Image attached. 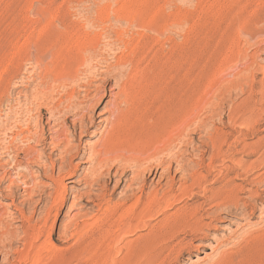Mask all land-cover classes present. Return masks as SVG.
I'll list each match as a JSON object with an SVG mask.
<instances>
[{
    "label": "rangeland",
    "instance_id": "rangeland-1",
    "mask_svg": "<svg viewBox=\"0 0 264 264\" xmlns=\"http://www.w3.org/2000/svg\"><path fill=\"white\" fill-rule=\"evenodd\" d=\"M262 71L264 0H0V264H31L23 258L31 240H21L28 225L53 234L34 239L36 264H129L120 248L87 259L79 231L109 208H132L142 171L144 200L172 183L174 192L187 184L203 194L224 181L229 146L264 137V122L260 134L240 129L246 111L262 105ZM118 112L128 135L143 136V152L125 155L147 159L120 161L125 155L114 149L100 167L94 155ZM82 123L88 134L74 131ZM261 161L256 175L264 174ZM198 172L207 178L193 183ZM258 187L264 195V182ZM242 194L255 209L206 220L212 227L181 264L264 251V200Z\"/></svg>",
    "mask_w": 264,
    "mask_h": 264
},
{
    "label": "bare ground",
    "instance_id": "bare-ground-1",
    "mask_svg": "<svg viewBox=\"0 0 264 264\" xmlns=\"http://www.w3.org/2000/svg\"><path fill=\"white\" fill-rule=\"evenodd\" d=\"M262 72H264V71H262ZM260 96H261V103H262L261 107L258 109L247 110L246 113L240 119V129L241 130L246 129L247 133H249V132H254L256 134L261 133L260 129H261V126L264 122V117L262 114L264 112V80H262L260 82ZM82 113H83V111H82ZM124 115L125 114H122L121 116H124ZM121 116H120V113L118 112V114L116 116H114L115 118L113 121L110 119L112 123L109 124V125H111L110 130H107L109 132H107V133L105 132V134H106L105 136H107L105 138V141H104L105 147L104 148L102 147L103 149L100 151H97V153L94 155L96 157L95 162L100 167L102 166V164L105 161L107 162L108 160H110L109 157L108 158H107V156L104 157L103 154H109L110 153V157H112L111 153H112V150H114V149H119L120 151L117 150L118 152H123V153L125 151L131 152V153L135 152V153H138L139 155H140V153L143 152V150L141 148L142 146L138 147V144L143 139L142 138L143 136H138L137 134H134V135H136V136H134L131 133L128 135L127 132L128 131L130 132V130L126 127V125H125L126 123H124ZM107 119H108V117H107ZM110 120H109V122H110ZM90 124L94 125V122H92ZM236 125H234V126H236ZM89 128H90V126H88L87 123L86 124L82 123V124H80V126L75 125L74 131L80 130L81 133L88 134ZM104 128H106V127H104ZM256 136H258V135H256ZM63 137L65 138L66 136L63 135ZM101 138H102V136H101ZM103 138H104V136H103ZM128 138H129V142L126 144L124 141ZM249 138H251V137H249ZM241 139H242V137H241ZM64 140H66V138ZM64 140H62V141H64ZM230 144H231V142H230ZM66 145H67V143H66ZM241 147H240L241 149L236 150L237 149L236 147H233L232 145L229 146L228 150H229V155H230V157H229L230 165L228 167L230 169H229L228 177L225 178L224 181L221 180L219 177L220 181L216 182V184H219V185L214 187V188H212V186H211L212 189H210L209 191H205V193H203V194H199L197 192H194L193 190L190 189V187L187 184H181L180 187L177 189V191L174 192L175 187L173 188V183H172L171 186L168 187V189L163 191L161 194H159L158 191H156V189H155L154 191H156V192L153 194L151 192L152 195H150V196L148 195L149 197L144 200L143 191L145 190V187H146L148 182H147V179L143 175L144 171L140 172L139 178H141V181H140L139 186H140V191H141L142 195H140L138 197L136 203L133 205L132 208H130V207L125 208L126 205H125V207L116 208V209L109 208L110 212L105 213L104 215L100 216L97 219L95 218V220L92 222H87L86 226L82 227V230L79 231V233H78L79 235L76 234L77 236H79L78 237L79 238V246H81L82 249L84 250L85 257L86 258L89 257L90 259H92V257L94 255H97V253H101V255L104 256L106 251H115L114 249L120 248L119 250L125 253L124 258L130 262L129 263L127 261L129 264H181V261L183 259H186V257H185L186 254L191 255L193 251L198 250L199 243H196V241L202 240L205 238V237H203L204 235L206 236L204 231H206L205 230L206 228L209 229V227L211 226V223H212L209 221L206 222V220H212V219L214 221L221 220L220 215L216 216L217 213L220 214V210H224L225 212L232 213V208L239 210L242 207L243 213H244L248 210L255 209L253 205L248 204L247 201H245L244 198L242 197V195H243L242 193H245L246 191L249 192V194H251V196L255 197L256 200L257 199L264 200V195L258 190V188H259L258 186H260L264 182V174L260 173V174L256 175V171H255L257 164L261 160L264 159V137L259 139L258 142L254 141L253 143H247L244 140V142L243 141L241 142ZM118 152H116V153H118ZM242 152H244L245 155L240 156L239 154H241ZM93 153H95V152H93ZM225 153L227 155V152H225ZM118 154H120V153H118ZM118 154H116V155H118ZM121 155H122V153H121ZM121 155H119V156H121ZM124 155H125V153H124ZM139 155L138 156L130 155V154L125 155L124 157H120V161H122V160L123 161L126 160V162L134 161L135 165H137L139 163H142L145 159H147L145 157H142L140 159ZM76 156H78V155L76 154ZM95 162H93V163H95ZM163 162L165 163V159L163 160ZM210 162H212V161H210ZM261 163H262V161H261ZM97 164H96V166H97ZM208 164H210V163H208ZM258 165H260V164H258ZM160 166L161 165L157 166L158 169H156L155 175H157L159 173V167ZM174 168H175V166H174ZM263 168H264V166H263ZM169 169L170 170L172 169V164L169 167ZM152 171H153V169L150 170V172H152ZM163 171L165 172V170H163ZM193 172H195V170ZM198 173H200V172H198ZM198 173H192L191 180L193 183L199 184L202 182V180L207 178L206 176H202L201 173L200 174H198ZM203 175H206V174H203ZM242 175H244L245 177L243 178V181H241V183H240L238 181L242 180ZM160 176L162 177L161 174H160ZM142 177H144V178H142ZM174 177L172 178L171 182H174V180L176 181V179ZM211 182H212V180H211ZM251 184H253L254 186L250 187ZM247 185H250L249 189H246ZM63 188H64V186H63ZM57 192H58V190H57ZM137 193H138V191H137ZM185 198H187L188 200H195L196 199L197 201L204 198L209 203L215 202L214 206H215L216 210L210 211L212 206L211 207L208 206L209 209L204 207L206 204V201L204 203H199L196 205L186 203L184 206L177 208L176 202L179 200H182V199L184 201ZM60 202L63 203V201H60ZM130 203H131V201H130ZM118 206H119V204H118ZM223 206H225V208H222ZM256 206L257 205H255V207ZM173 209H174V211L170 212ZM119 213H120V215H119ZM221 213H223V212H221ZM244 216H246V215H244ZM47 231L48 230H46L45 228L44 229L41 228L39 230H36L33 228L32 225H28V226L23 227L24 236L21 237L22 238L21 240H23L24 242H27L29 239L31 240V242L26 244L28 246V250H27L26 254L23 255L24 262L36 264L39 250H37L38 245H36L37 243H36V241H34V239H36L38 237L40 239V237H42V236L43 237L47 236L46 240L52 241L53 234L51 232H47ZM46 240H45L44 244L46 243ZM248 242H249V240H248ZM241 243H243V242H241ZM44 244L43 245L41 244L39 249H41L42 247H44L46 245V244L45 245ZM245 244H247V243L245 242ZM244 247H245V245H244ZM249 248H251V247H249ZM81 250H78L79 253H81ZM257 250H259V249H257ZM50 251L52 252V256H49V258L54 259L55 261H58L60 259L59 256L61 255V252H59V249L58 250L52 249ZM262 253H259V251L253 252V251H250V249L246 250V247H245V249H239V250L231 251V252L224 251L219 256V258H217L215 261L208 262L207 264H251V262H253V261L256 264H258L257 262H260V263L263 262L264 254L261 256ZM76 254H77V252H76ZM91 254H92V256H90ZM105 257H106V255H105ZM101 258H99V259H101ZM97 259H98V257H97ZM98 260H97V262H100L102 259L99 261ZM89 262H91V261H89ZM93 263H94V261L91 264H93ZM97 264H99V263H97ZM120 264H123V262Z\"/></svg>",
    "mask_w": 264,
    "mask_h": 264
}]
</instances>
